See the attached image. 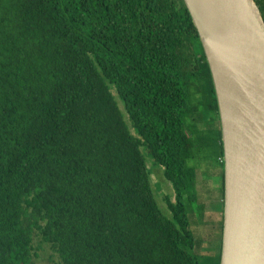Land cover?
Masks as SVG:
<instances>
[{
	"label": "trees",
	"instance_id": "1",
	"mask_svg": "<svg viewBox=\"0 0 264 264\" xmlns=\"http://www.w3.org/2000/svg\"><path fill=\"white\" fill-rule=\"evenodd\" d=\"M211 147L223 201L217 101L184 0H0V264H34V236L55 264H200L186 203L210 196L196 165ZM144 153L173 187L168 212Z\"/></svg>",
	"mask_w": 264,
	"mask_h": 264
},
{
	"label": "water",
	"instance_id": "2",
	"mask_svg": "<svg viewBox=\"0 0 264 264\" xmlns=\"http://www.w3.org/2000/svg\"><path fill=\"white\" fill-rule=\"evenodd\" d=\"M209 66L223 148L219 264H264V18L255 0H184Z\"/></svg>",
	"mask_w": 264,
	"mask_h": 264
},
{
	"label": "rangeland",
	"instance_id": "3",
	"mask_svg": "<svg viewBox=\"0 0 264 264\" xmlns=\"http://www.w3.org/2000/svg\"><path fill=\"white\" fill-rule=\"evenodd\" d=\"M123 109L122 104L119 102ZM208 118V115L206 116ZM127 119V116H126ZM205 157L197 164V186L200 193L206 196L207 188L209 187L210 196L203 199L200 203H186L188 218L190 221L189 231L196 240L195 252L200 258V264H214L215 256L220 247V227L221 219L220 210H222L220 200L221 178L219 175L211 177L217 171L218 165L216 162L215 150L213 147L206 148ZM146 157L147 167L150 170L151 186L154 190V195L159 205L166 211L165 196L175 201V193L170 182L163 177V167L154 163V161L144 153ZM217 187L214 189L213 187ZM219 196V197H218ZM203 204V206H202ZM168 212V211H166ZM33 245L38 249L37 258L34 264H55L59 259L57 255L52 253L49 246L43 243L38 236H34Z\"/></svg>",
	"mask_w": 264,
	"mask_h": 264
},
{
	"label": "crops",
	"instance_id": "4",
	"mask_svg": "<svg viewBox=\"0 0 264 264\" xmlns=\"http://www.w3.org/2000/svg\"><path fill=\"white\" fill-rule=\"evenodd\" d=\"M217 187L218 186H216V187H213L214 189H217ZM217 190H219V189H217ZM219 197V196H218ZM218 202L219 203H221L222 204V200H221V197H220V200H218ZM222 206V205H221ZM223 207V206H222ZM223 209V208H222ZM222 215V210H220V215L219 216H221ZM220 249H221V235H220V247H219V251H220Z\"/></svg>",
	"mask_w": 264,
	"mask_h": 264
}]
</instances>
